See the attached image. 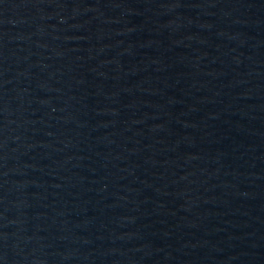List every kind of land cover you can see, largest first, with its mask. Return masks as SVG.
Instances as JSON below:
<instances>
[{
  "label": "water",
  "instance_id": "95a60500",
  "mask_svg": "<svg viewBox=\"0 0 264 264\" xmlns=\"http://www.w3.org/2000/svg\"><path fill=\"white\" fill-rule=\"evenodd\" d=\"M0 264H264V0H0Z\"/></svg>",
  "mask_w": 264,
  "mask_h": 264
}]
</instances>
